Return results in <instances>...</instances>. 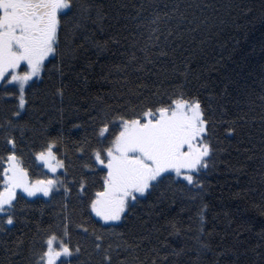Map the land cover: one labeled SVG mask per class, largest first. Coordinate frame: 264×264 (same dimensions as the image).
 I'll return each instance as SVG.
<instances>
[{
	"label": "trees",
	"instance_id": "obj_1",
	"mask_svg": "<svg viewBox=\"0 0 264 264\" xmlns=\"http://www.w3.org/2000/svg\"><path fill=\"white\" fill-rule=\"evenodd\" d=\"M74 4L62 19L81 23L76 58L65 61L62 73L56 70L59 58L47 59L42 76L29 82L25 108L19 107L18 93L6 96L0 91V151L5 121L11 119L17 125L11 134L24 166L33 179H45L52 175L34 153L46 140L62 134L63 142L54 150L63 153L67 169L55 175L64 179L66 172L68 180L79 181L81 176L91 180L93 173L82 168L87 157L75 148L92 131L94 109L135 104L151 93H170L183 85L201 100L214 122L212 143L217 151L211 166L198 177L204 187L188 185L183 178L175 183L165 180L140 199L123 222L106 231L103 247L124 242L129 246L112 254L113 264L122 260L152 264L154 257L156 264H162L165 256L167 264H264L260 235L264 230V0H74ZM63 36L64 30L62 41ZM133 54L138 59L129 63ZM146 54L152 63L138 71ZM137 91L142 94L137 96ZM229 126L244 132L229 136ZM77 196L78 183L68 197L62 188L51 199L21 194L15 224L0 225V264H30V249L38 247V230L55 225L65 205L73 245L81 246L73 264H99L101 255L93 253L91 238L76 225L87 221L83 227L89 232L101 225L86 212L81 214ZM205 204L201 231L197 209ZM173 221L178 233H172ZM199 242L209 244L211 250L197 256ZM156 248L161 251L153 252ZM222 249L230 251L215 255ZM174 250H182L181 255H173Z\"/></svg>",
	"mask_w": 264,
	"mask_h": 264
},
{
	"label": "snow or ice",
	"instance_id": "obj_2",
	"mask_svg": "<svg viewBox=\"0 0 264 264\" xmlns=\"http://www.w3.org/2000/svg\"><path fill=\"white\" fill-rule=\"evenodd\" d=\"M74 6V0H0V91L6 96L18 93L20 108L26 107L29 82L42 76L47 59L59 58L56 70L62 73L65 61L76 58L81 47L76 45V33L81 23L62 19ZM85 10L84 7L80 9L81 13ZM116 21L119 22L118 16ZM96 47L103 46L97 44ZM137 59L133 54L129 63ZM151 63L146 54L137 70L144 71ZM9 88L14 91H8ZM137 88L146 89L147 85H137ZM57 92L63 95L61 89ZM135 94L139 96L142 92ZM94 110L97 115L90 117L92 131L77 142L75 148L81 157H87L82 168L93 173L91 180L84 176L79 181L68 180L66 172L64 179L55 175L58 169H67L65 159L61 158L63 153L54 150L63 142L62 134L46 140L34 153L35 159L54 175L33 179L17 152L16 138L11 134L17 125L11 119L5 121L4 148L0 151V225L15 224L16 204L21 194L27 197L39 194L51 199L62 188L68 197L72 186L78 183L81 214L86 212L103 230L93 228L89 232L83 227L87 221H81L76 227L82 228L83 234L91 238L93 253L101 255L99 264H113L112 254L129 246L124 242L103 247L106 231L123 222L147 193L165 180L175 183L181 177L188 185L204 187L198 177L211 166L209 162L217 151L212 143L215 128L201 100L187 93L183 85L170 93H151L135 104L125 102ZM243 132L235 126L227 128L229 136ZM97 172L100 173L98 178ZM206 208L205 204L197 209L201 231ZM69 226L65 205L64 215L55 225L38 230V247L30 249V264H73L81 254V246L79 243L73 245ZM170 226L172 233L179 232L174 221ZM260 235L264 238V230ZM16 243L19 245L20 241ZM199 249L197 256L201 251L211 250L204 242H199ZM152 251L159 253L161 249ZM229 251L222 249L215 255H227ZM181 252L174 250L173 255L179 256ZM161 262L167 264V257H162ZM120 264H127V261L122 260ZM152 264H156L155 257Z\"/></svg>",
	"mask_w": 264,
	"mask_h": 264
},
{
	"label": "rangeland",
	"instance_id": "obj_3",
	"mask_svg": "<svg viewBox=\"0 0 264 264\" xmlns=\"http://www.w3.org/2000/svg\"><path fill=\"white\" fill-rule=\"evenodd\" d=\"M22 70V69H21ZM37 162H39V163H41L42 165H43V163L41 162V161H37ZM43 167H44V165H43ZM44 169L46 170V171H48V169H46L45 167H44ZM61 169H58L57 170V172L58 171H60ZM49 172V171H48ZM50 173V172H49ZM52 176L54 175L53 173H50ZM182 178V177H181ZM23 195H25V194H23ZM39 195V194H38ZM26 196V195H25ZM42 196V195H41ZM27 197V196H26Z\"/></svg>",
	"mask_w": 264,
	"mask_h": 264
}]
</instances>
